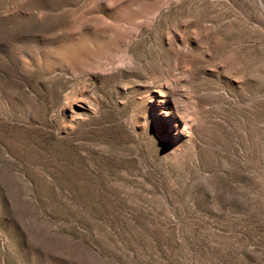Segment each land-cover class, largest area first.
Wrapping results in <instances>:
<instances>
[{"label": "rangeland", "instance_id": "374dc122", "mask_svg": "<svg viewBox=\"0 0 264 264\" xmlns=\"http://www.w3.org/2000/svg\"><path fill=\"white\" fill-rule=\"evenodd\" d=\"M0 264H264V0H0Z\"/></svg>", "mask_w": 264, "mask_h": 264}]
</instances>
